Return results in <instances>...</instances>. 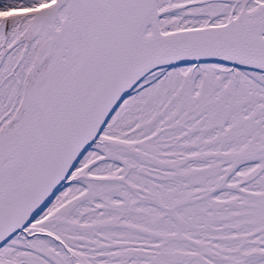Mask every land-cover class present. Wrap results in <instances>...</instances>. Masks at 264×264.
<instances>
[{
	"label": "snow or ice",
	"instance_id": "obj_1",
	"mask_svg": "<svg viewBox=\"0 0 264 264\" xmlns=\"http://www.w3.org/2000/svg\"><path fill=\"white\" fill-rule=\"evenodd\" d=\"M0 264H264V0H0Z\"/></svg>",
	"mask_w": 264,
	"mask_h": 264
}]
</instances>
